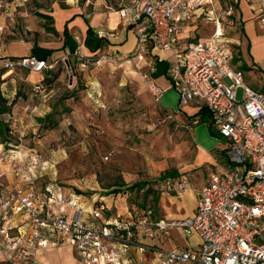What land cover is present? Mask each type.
<instances>
[{"label":"built area","instance_id":"built-area-1","mask_svg":"<svg viewBox=\"0 0 264 264\" xmlns=\"http://www.w3.org/2000/svg\"><path fill=\"white\" fill-rule=\"evenodd\" d=\"M116 1L115 10L136 38L134 53L123 61L159 102L166 89L141 66L149 46L158 53L172 50L168 88L182 102L206 109L209 122L223 140L224 160L215 162L205 182L196 188L193 213L182 218L160 217L149 206L111 215L103 201L84 209L75 191L64 192L58 185L47 183L37 194L32 185L12 189L0 183V255L8 256V264H29L39 247L67 243L80 264H264V94L247 85L242 72L231 64L233 53L225 44L223 29L231 7L221 15L219 0ZM258 6L259 26L264 28V0ZM198 8L213 30L208 37L183 47L177 35ZM6 15L0 0V17ZM97 34L113 36L103 30ZM105 62H110L106 55L79 56L78 65L83 69ZM56 63L35 55L11 57L0 50V65L7 70L41 72ZM39 87L36 84L35 89ZM200 122V115H195L181 126L192 131ZM7 156L1 154L0 161ZM12 171L18 174L17 168ZM156 184L179 195L192 188L185 175ZM4 210L8 216L3 221ZM172 230L198 241L187 249H167L151 242L158 235L169 238ZM132 247L138 251L136 256L129 254Z\"/></svg>","mask_w":264,"mask_h":264},{"label":"rangeland","instance_id":"rangeland-1","mask_svg":"<svg viewBox=\"0 0 264 264\" xmlns=\"http://www.w3.org/2000/svg\"><path fill=\"white\" fill-rule=\"evenodd\" d=\"M1 1L7 15L0 33V45L6 46L11 41L16 44L39 43L56 37L47 31V20L37 13H44L53 2L61 3L63 0ZM231 1L219 0L220 9L217 12L225 15ZM230 11V15L236 14L234 7ZM211 28L210 22L206 26L199 24L198 36H208ZM236 30L241 35L238 21ZM226 36L233 38L234 31L225 27ZM227 45L234 47L228 40ZM237 57L232 58V66L242 72L247 85L264 94V68L251 64L247 54ZM68 59L71 73L65 63L67 57L51 60L57 61L51 70L59 74L47 88L46 97L25 84L28 69L7 70L0 65V93L9 101L17 97L11 112L1 116L8 125L5 135L8 148L3 150L0 143V156L5 152L7 155L13 146L16 147L12 150L14 158L8 155L7 160L0 161V183L12 189L32 185L38 194L45 182L57 180L64 190H79L85 198L95 196V193L104 194L109 210L114 213L123 210V203L132 208L142 203V206L159 211V216L180 217L189 214L195 196L191 192L181 195L161 193L155 187V179L159 177L164 181L160 175L175 169L182 171L196 185L213 168L214 162L224 160L216 148L222 145L223 140L211 135L207 122L193 126L192 139L174 115L155 108L154 100L149 104L144 101L145 96L139 88V85H143L132 66L114 65L103 71L106 75L101 76L103 90L100 101L79 103L77 96L74 99L72 96L79 93L75 79H85L84 68ZM103 64L89 65L87 68H98ZM130 71L138 75V82L124 84L123 78ZM157 82L165 84L163 78ZM240 95L241 89H238L237 97L240 98ZM158 104L173 111L176 108V91L170 89L165 92ZM45 113L50 116L44 118ZM39 161L45 163L39 165ZM15 168L18 169L17 175L12 171ZM40 173L41 176H38ZM135 182L145 184L140 189L128 188ZM156 197L157 200H154ZM88 203L85 202V206ZM2 215L4 221L8 212L2 211ZM175 232L172 233V240L176 242L179 239ZM131 249L136 256L135 248ZM64 254L65 257L69 256L66 248Z\"/></svg>","mask_w":264,"mask_h":264},{"label":"crops","instance_id":"crops-1","mask_svg":"<svg viewBox=\"0 0 264 264\" xmlns=\"http://www.w3.org/2000/svg\"><path fill=\"white\" fill-rule=\"evenodd\" d=\"M259 1L260 0H234V1L232 0L229 3L228 7H231V9L232 7H234V11H236L235 12L236 14L234 13L231 14L229 20L223 23V29H224L225 44L227 45V40L232 44H234L233 48L231 45L230 46L227 45V47L232 51L233 57H237L239 55L243 57L245 56V54H247L248 60L251 64L264 68V28H261L259 26V21H258ZM116 4H117L116 0H63L61 3L55 1L50 5L48 11H44V13L52 17V21H53L52 25L54 29L57 31V34L52 33V35H54V37L56 36L55 37L56 39L54 38L49 41L47 40L44 42L36 43L37 46H35V42L34 43L23 42L16 44L11 41L8 42L6 46L0 45L1 51L3 52V54L11 57H19L23 55H35L39 58L46 59L48 62H51V60H55L61 57L64 58L69 57L71 60L77 63L79 62V56L89 57V56L106 55L110 59L109 63H104L98 68H96L97 66L96 67L94 66L92 68L91 67L84 68L83 78L85 79L83 81L81 78L75 79L79 93H76V95L72 96L73 99L74 97L77 96L78 98L77 101L82 104H85L86 102L93 103V101L95 103L99 102L103 90V86H102L103 79L101 76L106 75L105 73H103V71L106 72L107 70H109L110 67L113 68L114 65H117L118 61H123L125 58L132 55L136 49V38L132 33V31L127 26H125V23L123 22L122 18L115 10ZM219 9L220 7L218 4L217 11H219ZM204 14L205 12L201 8H198L192 14L190 20L183 23L182 29L180 33L177 35V40L178 42H181L183 44V47L186 46L187 43L189 42L201 40L203 38L208 37L212 32L213 26L208 36H203V37L198 36L197 33L198 25L200 24L201 26H206V24L209 23L208 20L205 19ZM4 19H5L4 17H0V25L3 27H4ZM236 21H238V23L240 24L241 35L238 33L239 36L236 33L237 31ZM225 27H227L229 31L230 30L234 31L233 38L232 37L230 38L229 36L225 37ZM65 29L67 33L64 35L63 31ZM2 30L0 31V33L2 32ZM99 30H103L107 33H113V36H108V35L100 36L97 34ZM53 55L55 56L52 58ZM172 57H173L172 50L158 53L157 51L153 50L151 46H149L148 54L145 58V62L141 66L142 70L147 71L156 84L166 89L165 92L170 90V88H168L169 82L167 78V67L173 61ZM121 63L122 66L124 67H131V65L125 61ZM150 65H151V70H150ZM135 72L133 73L132 71L131 73L130 71V73L127 74L128 78L127 77H124L125 79L123 78L124 84H128L129 82H134V81L138 82L136 76H138L139 74L136 72L138 74L137 75ZM45 74L46 71H41V72L28 71L27 73L25 72L24 80L26 82L25 84L31 86L32 90L36 92L39 91V93H41L42 96L46 97L48 96V93L46 92L48 91L47 88L49 87V85L47 86L42 83ZM160 78L161 79L163 78V80H165L164 85L157 82L158 79L161 80ZM140 81L143 86L141 87L139 84L138 85L140 88V92L142 93V95L145 96L144 101H146L148 104L152 103L153 98L151 94L148 92L141 78ZM79 82H82V84ZM36 84L40 86L38 89H35ZM145 91L147 92L146 95H145ZM155 103H156V105H154L155 108L171 113L172 115L175 116L176 119H178V121H180V124L188 123L189 120L195 115H200L201 118L202 115L205 116L206 121L201 119V122L209 121V115L206 109L196 105L193 102H182L179 99L177 92H176V108L173 111L164 109L163 107L159 106L158 102ZM188 107H190L192 111H190V108ZM46 115L47 113H45L44 117H46ZM213 130L217 132L214 128ZM187 132L190 134L192 138L194 132L193 131H187ZM216 137L220 138V136H216ZM195 146L197 145L195 144ZM221 146L222 145H218L216 146V148L217 150L220 151L222 155V151L220 149ZM15 147L16 146H13L10 149L11 152L7 153V155H10L12 158H14V153L12 150H14ZM212 166L213 168L208 172V174L213 171L215 165L212 164ZM175 171L177 173L174 176H170V175L165 176L163 175L164 173L161 174L160 176L162 179L170 178V180L173 179L175 180L185 175L184 173H181L182 171L179 172L177 170ZM208 174L199 183L197 181L196 185L192 184V188L183 194L191 192L196 198L195 190L202 183L205 182ZM38 176H41V173ZM155 181L156 183L159 182L160 178L157 177ZM155 187L158 190H160L161 193L162 192L166 194L171 193L168 192L167 190L160 188L157 184L155 185ZM69 191H74V190L70 188L64 190V192H69ZM76 194L78 195V199H77L78 205L83 207L84 209H89L94 203L100 200L105 203L106 207L108 208V213L111 215H119L121 213H125V211L129 208L132 209V206L128 207L127 204L123 203L122 205L123 210L121 212L114 213L113 211L109 210L110 209V207L108 206L109 203L106 202L105 200L106 196L104 194L100 195L99 193H95L96 194L95 196H91L89 198L88 197L85 198L83 194H78V193ZM108 196H110V194H108ZM195 198L193 200L191 212L189 214H185L180 217H173V216L170 217L160 216V217L182 218L191 215L195 207V202H196ZM88 201H89L88 205L85 206L84 203ZM141 204L142 203H140V205H135L134 207H142ZM157 213L158 215H161L159 214V211ZM173 231L175 230L171 231V235L169 238H163L160 235H158L157 239L151 240V242H156L161 247L167 249H172V248L187 249V248H191V246H194V244L197 243L198 241V239L195 236H190L188 239H186V236L182 235L180 231L176 230L175 233L176 236H178L177 239L179 240L175 242V240H172ZM65 248L69 251L68 257H65L64 254ZM135 253H138L136 248H135ZM129 254L131 256L134 255L133 249H130ZM144 255L146 258H150V253H145ZM0 256H1L0 264H8L7 263L8 256L4 254ZM29 260H31V262H38L39 264H80L78 259L74 255L73 249L69 245H67V243L54 244V245L49 244L46 247H39L37 251L34 253V257L30 258Z\"/></svg>","mask_w":264,"mask_h":264},{"label":"trees","instance_id":"trees-1","mask_svg":"<svg viewBox=\"0 0 264 264\" xmlns=\"http://www.w3.org/2000/svg\"><path fill=\"white\" fill-rule=\"evenodd\" d=\"M41 18H43V19H46L47 20V22H46V24H45V26H46V28H47V31L48 32H51V33H54V34H57V31L54 29V27H53V25H52V23H53V21H52V17L50 16V15H47L46 13H37ZM67 33V31H66V29L63 31V34L65 35ZM64 44V43H63ZM35 46H37L36 45V43H35ZM64 46V45H63ZM67 63L68 64H70V61H69V59L67 58ZM58 74H59V72L58 71H52L51 69L50 70H47L46 71V74H45V76H44V78H43V80H42V83L43 84H45V85H51L52 84V82L54 81V79H56L57 78V76H58ZM67 96H70V94H68ZM16 98L17 97H14V99H12L11 101H9L8 99H7V97H4L1 93H0V143L2 144V149L3 150H5L6 148H8V143H7V139H6V130H7V128H8V125H7V123H5L4 121H3V119L1 118V116L2 115H4V114H9L10 112H11V109H12V105H14L15 104V102H16ZM47 116H50L49 114H47L46 115V117H44V118H47ZM201 119H203V120H205L206 121V119H205V116L204 115H202V118ZM40 120H45V119H40ZM208 123V126H209V129H210V132H211V134H213V135H215V136H219L218 135V133L217 132H215L212 128H211V123L208 121L207 122ZM177 172L175 171V170H169V171H166V172H164V174L163 175H165V176H174L175 174H176ZM29 183H32V182H29ZM48 183H51V184H53V185H58V186H63L62 184H61V182H59V181H55V182H48ZM45 184H47V182H45L43 185H42V187H40V188H43V186L45 185ZM145 183L144 182H135V183H133V184H131V185H129L128 186V188H131V189H134V188H136V189H140L143 185H144ZM113 191H115V190H113ZM76 193H78V194H82V192L81 191H79V190H76L75 191ZM154 200H157V197L154 199ZM98 202V201H97ZM144 206V205H143Z\"/></svg>","mask_w":264,"mask_h":264},{"label":"water","instance_id":"water-1","mask_svg":"<svg viewBox=\"0 0 264 264\" xmlns=\"http://www.w3.org/2000/svg\"><path fill=\"white\" fill-rule=\"evenodd\" d=\"M66 65H67V70L69 73H71V68L69 67V64L67 63V61H65Z\"/></svg>","mask_w":264,"mask_h":264}]
</instances>
